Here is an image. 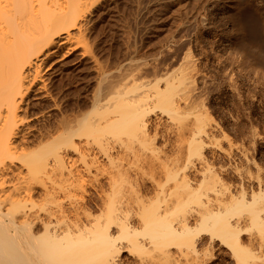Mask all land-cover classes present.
Here are the masks:
<instances>
[{
    "label": "bare ground",
    "instance_id": "6f19581e",
    "mask_svg": "<svg viewBox=\"0 0 264 264\" xmlns=\"http://www.w3.org/2000/svg\"><path fill=\"white\" fill-rule=\"evenodd\" d=\"M118 1L0 0V264H182L189 253H208L199 247L203 238L227 247L235 264H264L260 188H226L216 174L211 196L189 162L105 166L92 154L94 141L130 137L149 126L150 112L178 111L169 105L175 96L178 102L194 96L198 79L207 80L192 53V45L203 42L201 28L213 32L225 52L236 41L246 47L241 0H162L148 34L175 29L152 57L136 62L130 76L123 65L132 58L108 73L85 42L90 26L110 18ZM249 7L263 49L264 1L249 0ZM215 9L221 24L209 18ZM258 53L260 58L263 50ZM86 68L95 73L94 89L68 112L62 90L85 78ZM108 96L120 109L102 131L91 112ZM194 151L190 146L187 161ZM98 172L107 175L108 186L84 189L69 205L58 201L60 182L97 178ZM119 179H129L132 191L115 195ZM200 200L202 208L191 205Z\"/></svg>",
    "mask_w": 264,
    "mask_h": 264
},
{
    "label": "rangeland",
    "instance_id": "374dc122",
    "mask_svg": "<svg viewBox=\"0 0 264 264\" xmlns=\"http://www.w3.org/2000/svg\"><path fill=\"white\" fill-rule=\"evenodd\" d=\"M162 6V0H119L110 18L90 26L85 35L86 47L103 62L108 73L129 58L132 64L123 65V71L125 74L132 72L136 62L152 57L175 29L172 25L164 33L148 34L156 27L153 17ZM252 8L249 0L240 1L239 17L248 28L249 43L245 48L240 49L236 41V48L225 52L214 33L201 28L203 42L192 45V53L193 58L202 62L207 80L198 79L191 99L178 102L177 96L174 97L169 105L178 111L150 112L146 116L147 128L136 130L130 137L110 136L102 145L94 141L92 154L105 166L140 165L150 161L189 162L199 169L201 190L209 191L211 196L215 194L210 187L212 176L216 174L226 188L234 190L243 183L248 190L260 188L264 193V48L261 49L263 40L252 32L256 21ZM209 11L210 20L221 24L219 9ZM231 24L228 22L226 28ZM258 50H263L260 58ZM81 74L85 78L78 79L75 75L73 84L62 90L61 101L68 112L84 103L82 93L90 94L94 89V71L86 68ZM131 86L128 84L126 89ZM104 103L99 110L91 112L92 120H100L102 131L108 130L109 120L115 119L120 109L115 98L108 96ZM87 108H93L91 103ZM190 146L195 151L187 161ZM106 150H111L112 157L105 156ZM99 183L108 186L104 172H98L97 178L89 174L80 180L62 181L58 201L69 205L81 199L84 189L94 191ZM114 189L115 195L118 190L129 193L133 184L129 179H119ZM93 196L98 197L97 193ZM191 205L202 208L204 202L200 200ZM246 237L247 233L244 241ZM199 247L208 253L199 257L189 253L182 264H235L229 249L218 241L210 245L203 238ZM123 257L131 261L134 256L124 252Z\"/></svg>",
    "mask_w": 264,
    "mask_h": 264
}]
</instances>
